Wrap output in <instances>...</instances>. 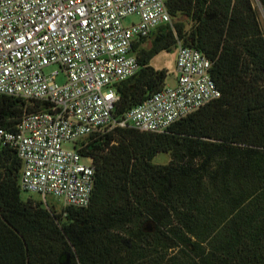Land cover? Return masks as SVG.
<instances>
[{
	"label": "trees",
	"instance_id": "1",
	"mask_svg": "<svg viewBox=\"0 0 264 264\" xmlns=\"http://www.w3.org/2000/svg\"><path fill=\"white\" fill-rule=\"evenodd\" d=\"M264 0H167L171 23L136 39L117 85L121 118L164 84L151 65L178 40L211 60L220 96L164 132L114 127L78 139L94 184L85 207L21 197V160L0 140V264H264ZM147 40L149 41L147 44ZM39 107L0 94V127ZM159 152L167 163H153Z\"/></svg>",
	"mask_w": 264,
	"mask_h": 264
},
{
	"label": "built area",
	"instance_id": "2",
	"mask_svg": "<svg viewBox=\"0 0 264 264\" xmlns=\"http://www.w3.org/2000/svg\"><path fill=\"white\" fill-rule=\"evenodd\" d=\"M166 1L0 0V94L39 102L23 112L15 130L0 127V140L21 160L22 191L85 207L94 165L79 152L78 139L125 126L164 132L220 96L211 60L178 40L174 84L165 82L123 117L113 116L117 85L139 69L134 41L171 23ZM126 16L137 20L125 25ZM51 64L58 67L46 73Z\"/></svg>",
	"mask_w": 264,
	"mask_h": 264
},
{
	"label": "rangeland",
	"instance_id": "3",
	"mask_svg": "<svg viewBox=\"0 0 264 264\" xmlns=\"http://www.w3.org/2000/svg\"><path fill=\"white\" fill-rule=\"evenodd\" d=\"M256 9L258 11L259 20L261 22V26H262L263 33H264V12H263L261 6L258 4H256ZM136 20H137L136 16H126L125 18L122 19V22L125 25H129ZM148 42L149 41L147 40V44H148ZM174 62H175V48H172L169 51H160L151 60V65L153 67L166 69L167 76H166L165 82L167 84H170V85L174 84L175 76H176L175 72H174ZM57 67L58 66L56 64H51L48 67H46L44 70L46 73H48ZM64 79L65 78H64V75L62 73H60L56 77V81L59 83L64 82ZM65 145L69 146L70 143H66ZM169 159H170L169 153L159 152L153 157L152 162L153 163H167ZM28 196L33 198V199H42L37 194L29 193L26 191H21V197L23 199H26ZM45 200L47 201L48 204L52 205L57 211H60L64 206L62 199L59 197L48 195L45 197Z\"/></svg>",
	"mask_w": 264,
	"mask_h": 264
}]
</instances>
